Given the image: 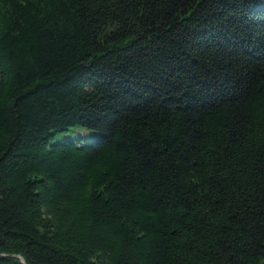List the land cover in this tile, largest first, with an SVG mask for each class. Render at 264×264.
Returning <instances> with one entry per match:
<instances>
[{"label":"trees","instance_id":"trees-1","mask_svg":"<svg viewBox=\"0 0 264 264\" xmlns=\"http://www.w3.org/2000/svg\"><path fill=\"white\" fill-rule=\"evenodd\" d=\"M0 264H264V0H0Z\"/></svg>","mask_w":264,"mask_h":264},{"label":"rangeland","instance_id":"rangeland-1","mask_svg":"<svg viewBox=\"0 0 264 264\" xmlns=\"http://www.w3.org/2000/svg\"><path fill=\"white\" fill-rule=\"evenodd\" d=\"M75 133H76V134H86L85 132H82V131H80V130H76Z\"/></svg>","mask_w":264,"mask_h":264},{"label":"water","instance_id":"water-1","mask_svg":"<svg viewBox=\"0 0 264 264\" xmlns=\"http://www.w3.org/2000/svg\"><path fill=\"white\" fill-rule=\"evenodd\" d=\"M20 260L22 261V259L20 258Z\"/></svg>","mask_w":264,"mask_h":264}]
</instances>
